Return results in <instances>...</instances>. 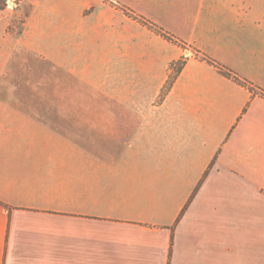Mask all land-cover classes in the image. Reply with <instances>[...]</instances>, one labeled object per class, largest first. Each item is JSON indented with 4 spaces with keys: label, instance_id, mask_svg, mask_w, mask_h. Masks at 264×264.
Returning <instances> with one entry per match:
<instances>
[{
    "label": "crops",
    "instance_id": "1",
    "mask_svg": "<svg viewBox=\"0 0 264 264\" xmlns=\"http://www.w3.org/2000/svg\"><path fill=\"white\" fill-rule=\"evenodd\" d=\"M24 3L0 9V264H264V0ZM64 90L103 132H63Z\"/></svg>",
    "mask_w": 264,
    "mask_h": 264
},
{
    "label": "rangeland",
    "instance_id": "2",
    "mask_svg": "<svg viewBox=\"0 0 264 264\" xmlns=\"http://www.w3.org/2000/svg\"><path fill=\"white\" fill-rule=\"evenodd\" d=\"M6 0H0V9L4 10L5 14L11 18L23 22L27 11H23V4L14 8V10L7 9ZM20 20V21H19ZM186 51V57L195 56V51L188 46H183ZM64 103L62 105H48L47 112H55L62 115L63 118V132H103V106L101 102L91 103L89 105H80L71 103V93L69 90H64ZM101 100V99H99ZM89 116L92 120H83L80 117L86 118Z\"/></svg>",
    "mask_w": 264,
    "mask_h": 264
},
{
    "label": "built area",
    "instance_id": "3",
    "mask_svg": "<svg viewBox=\"0 0 264 264\" xmlns=\"http://www.w3.org/2000/svg\"><path fill=\"white\" fill-rule=\"evenodd\" d=\"M22 1L24 0H6V4L9 9H14L17 8Z\"/></svg>",
    "mask_w": 264,
    "mask_h": 264
}]
</instances>
